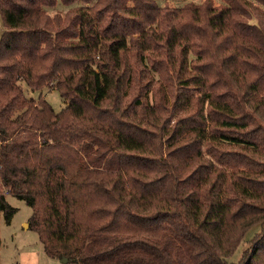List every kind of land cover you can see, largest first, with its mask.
I'll use <instances>...</instances> for the list:
<instances>
[{
  "label": "trees",
  "instance_id": "1",
  "mask_svg": "<svg viewBox=\"0 0 264 264\" xmlns=\"http://www.w3.org/2000/svg\"><path fill=\"white\" fill-rule=\"evenodd\" d=\"M6 194L59 264H264V0H0Z\"/></svg>",
  "mask_w": 264,
  "mask_h": 264
},
{
  "label": "rangeland",
  "instance_id": "2",
  "mask_svg": "<svg viewBox=\"0 0 264 264\" xmlns=\"http://www.w3.org/2000/svg\"><path fill=\"white\" fill-rule=\"evenodd\" d=\"M161 4L181 5L187 1L201 0H157ZM213 3H221L224 0H212ZM66 7L61 4L49 8V12L63 11ZM28 96L36 98L39 93L50 103L54 111L65 106L64 99L58 91L53 88H42L31 90L25 83L22 84ZM6 201L15 208L8 222L4 219V214L0 210V264H59V260L48 256L42 243L38 239L36 231L29 226L28 218L32 212L31 207L23 199L6 194ZM259 225L250 227L244 234V240L238 244L231 255L227 256V261L236 262L249 239L257 230Z\"/></svg>",
  "mask_w": 264,
  "mask_h": 264
},
{
  "label": "water",
  "instance_id": "3",
  "mask_svg": "<svg viewBox=\"0 0 264 264\" xmlns=\"http://www.w3.org/2000/svg\"><path fill=\"white\" fill-rule=\"evenodd\" d=\"M64 260H65V259H62V260H60V262H61V261H64Z\"/></svg>",
  "mask_w": 264,
  "mask_h": 264
}]
</instances>
